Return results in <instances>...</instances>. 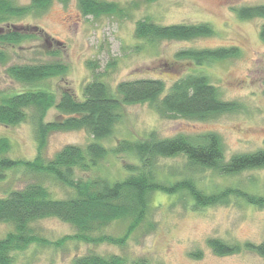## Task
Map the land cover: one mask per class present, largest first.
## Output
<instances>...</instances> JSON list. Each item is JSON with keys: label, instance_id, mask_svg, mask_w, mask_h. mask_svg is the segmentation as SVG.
I'll use <instances>...</instances> for the list:
<instances>
[{"label": "trees", "instance_id": "16d2710c", "mask_svg": "<svg viewBox=\"0 0 264 264\" xmlns=\"http://www.w3.org/2000/svg\"><path fill=\"white\" fill-rule=\"evenodd\" d=\"M78 4L84 15L96 18L125 15V9L113 1L78 0ZM50 5L51 0H32L29 5L15 0H0V64H9L6 69L8 76L24 87L19 91H0V124L15 127L31 122L38 143L34 159H18L9 155L11 140L0 136V181L7 178L9 171H23L36 176L35 181L0 196V223L12 227L0 238V264H15L18 254H23L32 246L57 250L66 248L70 243L82 242L124 247L135 230L144 227L149 232L157 227L151 221L156 193L187 197L190 199L189 206L196 211L227 204L233 197L264 207V194L238 187H225L218 193L210 194L200 188L194 179V174L201 169L222 176L264 169V149L236 153L227 159L222 139L215 132L166 138L150 132L143 139H120L111 150L104 142L123 122V110L127 105L148 103L163 118L200 121L235 110L238 103L224 101L205 74H186L174 80L170 87L160 76L123 80L116 86L97 76L84 86L83 97L79 98L72 89L64 87L58 92L51 84L53 79L66 74L68 67L63 60L37 59L34 62L10 63L12 53L33 38L29 27L18 21L27 16L41 15ZM139 5L137 1L128 4L134 9ZM233 10L241 19L262 18L260 36L264 41V4L235 6ZM214 34L213 26L207 22L164 25L146 17L135 24V37L140 41L136 46L138 49H142L144 43L154 46L163 40H192ZM239 54L238 46L184 49L176 54L175 60L164 63V70L175 72L181 68L178 62L185 60L203 67ZM52 108L58 111V116L53 121H46ZM77 129H85L93 139L86 146L66 145L53 158L44 156L53 132ZM110 151L116 156L133 155L138 162L125 164L126 174L120 179L112 180L100 173L83 177L91 171L98 172ZM177 156L185 159V167L169 171L174 180L169 177L161 180L159 160ZM46 179L62 185L68 190V195L57 197L45 185ZM53 217L70 224L74 232L57 240L46 237L38 223ZM117 221L128 223L125 233L121 236L108 234L106 228ZM207 243L218 256L249 250L264 257V242L232 244L220 238H209ZM200 255V251L191 254ZM71 264H149V261L139 258L129 262L118 254L91 252L74 257Z\"/></svg>", "mask_w": 264, "mask_h": 264}, {"label": "rangeland", "instance_id": "374dc122", "mask_svg": "<svg viewBox=\"0 0 264 264\" xmlns=\"http://www.w3.org/2000/svg\"><path fill=\"white\" fill-rule=\"evenodd\" d=\"M29 5L32 0H15ZM120 4L125 15H84L78 0H51V5L41 15L27 16L18 21L29 27L33 38L23 48L12 53V62H34L37 59L63 60L68 70L62 78L51 81L55 90L70 88L83 97V88L93 78L101 76L112 86L123 80L142 77H162L170 87L174 80L186 74L202 73L218 89L224 101L237 104L233 111L205 121L185 118L166 119L148 103L124 107L123 122L104 142L111 150L123 138L143 139L150 132L160 138L179 134L196 136L207 132L220 135L224 152L229 159L236 153L264 149V41L260 36L262 18L241 19L233 7L264 4V0H107ZM139 2L137 9L128 4ZM164 24L210 23L215 34L192 40H163L154 46L142 44L135 37V24L143 18ZM31 29V30H30ZM238 46L240 54L234 58L217 60L200 67L188 60L178 62L175 72L164 70V63L175 60L184 49ZM57 54H50L54 52ZM112 63V66L109 64ZM9 64H0V91H19L23 87L6 72ZM60 98V97H59ZM58 116L55 108L49 110L46 121ZM0 136L12 142L9 155L32 160L37 156L38 143L31 122L15 127L0 124ZM93 137L85 129L53 132L44 151L53 158L66 145L86 146ZM137 163L133 155L116 156L112 151L102 161L98 172L91 171L83 177L103 174L112 180L122 178L127 163ZM126 164V165H125ZM159 178L165 180L169 171L185 167L182 156L161 158L158 162ZM174 170V171H176ZM83 173V172H82ZM81 175V174H80ZM175 176L178 174L175 172ZM36 176L23 171H9L0 181V196L10 190L22 188L35 181ZM174 180V178H172ZM194 179L208 193H218L225 187H238L255 194H264V169L246 171L238 175L222 176L199 170ZM176 180V179H175ZM45 185L57 197H66L68 190L51 180ZM190 199L170 196L163 192L153 197L151 221L157 224L149 232L142 227L135 230L124 247L103 243H70L66 248H35L19 253L15 264H71L76 256L87 253L118 254L129 262L145 258L149 264H264V257L243 250L238 254L218 256L209 247V238H220L229 243L264 242V207L246 200L232 198L227 204L192 210ZM42 233L57 240L74 232V228L58 218H46L38 223ZM126 221L112 223L106 232L121 236L127 230ZM12 229L0 223V238ZM201 252V255L191 256Z\"/></svg>", "mask_w": 264, "mask_h": 264}]
</instances>
